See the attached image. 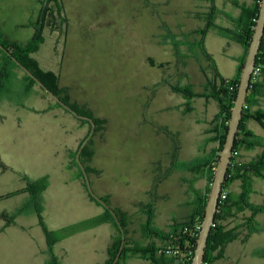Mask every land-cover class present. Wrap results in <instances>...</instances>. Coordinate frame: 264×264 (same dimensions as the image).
<instances>
[{
  "label": "rangeland",
  "instance_id": "1",
  "mask_svg": "<svg viewBox=\"0 0 264 264\" xmlns=\"http://www.w3.org/2000/svg\"><path fill=\"white\" fill-rule=\"evenodd\" d=\"M59 1L67 25L63 29L46 27L34 57L42 70L59 77V85L72 104L102 120V130L94 132L92 142L86 145L93 149L88 160L92 171L89 178L99 197L109 195L112 207L119 205L132 216L127 226L129 241L142 242V225L147 220L142 206L151 204L157 215L155 225L166 230L169 223L184 222L193 212L195 199L189 187L206 194L210 186L206 179L180 166L217 147L216 143H205L209 136L206 131L219 111L217 102L207 96L215 72L202 50L195 47L200 40L198 31L205 27L204 13L209 11V3ZM215 1L219 10L215 25L232 26L228 15L239 12L232 5L234 0ZM39 8L38 0H0L2 33L9 41L29 42L35 34L33 24L38 21ZM204 45L222 77L233 79L242 46L221 37L213 28L207 32ZM15 74L8 84L11 98L5 96L0 101V147L1 143H38V151L21 165L23 175L30 182L48 178L49 184L52 179L57 183L64 173L68 149L77 143L82 128L90 126L56 106L38 87L25 95L24 74L18 69ZM184 87L198 96L206 95L190 98L177 91ZM249 127L264 137L259 123L251 121ZM260 153V148L243 149L236 157L251 161ZM45 172L52 179L42 176ZM252 188L249 201L264 206V179L254 177ZM235 190L231 191L237 194L239 189ZM21 209L13 213L19 225L32 219H17L23 215L19 214ZM255 222L259 230L243 245L233 241L229 245L230 258L222 264H264V257L257 256L264 252V214H259ZM70 226L45 227L59 233ZM105 227H93L87 236L75 233L60 240L57 264H105L106 246L114 234L111 225ZM128 264L147 262L134 259Z\"/></svg>",
  "mask_w": 264,
  "mask_h": 264
},
{
  "label": "trees",
  "instance_id": "2",
  "mask_svg": "<svg viewBox=\"0 0 264 264\" xmlns=\"http://www.w3.org/2000/svg\"><path fill=\"white\" fill-rule=\"evenodd\" d=\"M209 3V11L204 13L205 27L198 31L200 40L195 44V47L200 48L206 57V59L212 63L213 70L215 72L214 82L210 83L207 87L208 98L213 99L218 104V114L214 121L210 124L211 128L206 132L208 138L205 140L206 146L216 143L217 147L212 148L209 152H205L203 155L196 157L195 159L181 163L180 166L187 172L192 173L197 178L206 179L209 185L206 190V194L194 186H190V191L194 196L193 212L184 222H176L172 224L168 230L156 228L154 226V213L152 205H147L144 208L147 220L143 225L144 237L146 241L144 243L137 241H129L127 226L129 224V217L123 213L120 209L112 208L117 214L120 223L122 224L126 242L117 264H124L128 259L137 257L149 262L150 264H191L194 256V250L196 248L197 239L205 215V208L208 200V194L211 184L214 179V174L217 168L220 152L225 143V138L228 131V126L231 118V111L234 107V101L237 97L240 74L243 63L245 61L248 48L252 41L254 33V27L259 17L260 6L262 0H247L240 3L238 0L232 1V5L240 11L237 17L228 15V19L233 24V28H227L217 26L214 23L218 8L215 0H201ZM40 13L36 23L33 24L35 28L34 37L27 43H18L9 41L0 29V43L11 52L22 65L28 68L47 88H49L55 95H57L65 104L74 109L79 115L90 117L94 120L96 129L95 132L102 130V120L94 118L89 112L83 111L74 104L71 103L64 90L59 85V77L51 72L41 69L37 60L33 57V54L39 50L41 43L44 40L43 33L47 28L50 29H63L67 25V16L63 4L59 0H39ZM216 29L219 35L229 41L240 44L244 48V55L239 61L238 73L233 79H226L222 77L216 68L215 62L211 55L205 49V37L207 32L211 29ZM256 66L261 67V76H264V38L257 55ZM21 70L24 74L23 82L25 85L24 94L30 95L38 87L41 93L50 98L54 104L60 108H63L57 103L48 93L42 89L36 81L25 73L21 67L12 59V57L0 48V101L5 97L11 98L9 93L8 84L12 78L15 77V70ZM262 88L260 82L250 89V94L247 98V105L249 109H244V116L241 120L240 131L237 134L234 152L241 150H256L261 149L259 156L251 161H243L242 156H232L229 170L227 173L226 183L223 187V191L220 198L219 208L216 213V221L211 229V233L208 238V244L206 248L205 260L203 264H215L216 260L223 258L225 254L226 246L238 238V229H228L223 223L231 220H244V225H248V238L254 232L259 230L258 224L255 222V218L259 214H264V206L255 205L249 201L250 195L253 193L252 180L254 177L264 179V138L256 135L254 132L247 129V121L253 119L257 121L264 129V112L253 111L252 108L257 105L258 97L262 95ZM183 92L188 97H197L192 90L187 87L177 90ZM206 94L198 97H204ZM65 109V108H64ZM66 110V109H65ZM192 110V109H191ZM190 109L188 111H191ZM68 111V110H66ZM70 112V111H68ZM71 113V112H70ZM72 114V113H71ZM78 118V117H77ZM81 120V119H80ZM84 123H91L86 120H81ZM84 141V140H83ZM92 142V140L90 141ZM204 143V144H205ZM77 153L73 155V161L70 168L74 169L79 177L83 181V185L88 192L84 174L76 160ZM92 153L89 151V147L86 146L81 153V161L86 167V171L91 173V169L87 166V162ZM0 169L6 171L8 168L0 158ZM238 181L240 183V192L233 193L228 190L229 186ZM48 178H43L36 182H28L26 191L31 195L30 207L35 210L40 219V224L45 232L49 252L51 255L52 264H57V258L53 253V245L72 234L79 231L93 228L101 224H111L116 230L112 242L108 249V259L105 264H113L116 259L120 248L122 246V234L118 224L116 223L110 210L104 208L98 201H96L88 192L89 197L98 205L104 208V213L90 220L82 223L70 226L59 233L49 231L42 220L41 212L42 206L40 205V196L44 190L48 187ZM107 204L110 205L109 199L102 198ZM30 207H25L20 210L19 214L26 212ZM249 212L250 217H241V214ZM0 219L4 220L6 225L15 223V216L7 213H0ZM246 222V223H245ZM264 257V252L260 254Z\"/></svg>",
  "mask_w": 264,
  "mask_h": 264
},
{
  "label": "crops",
  "instance_id": "3",
  "mask_svg": "<svg viewBox=\"0 0 264 264\" xmlns=\"http://www.w3.org/2000/svg\"><path fill=\"white\" fill-rule=\"evenodd\" d=\"M38 3L40 6L39 0ZM239 14L240 11L238 12V15ZM238 15L234 17H237ZM233 27L234 26L232 24V26L227 28H233ZM54 31L55 30L51 31L50 34L53 33ZM243 55H244V48L242 50V53L239 55L237 59L236 75L238 73L239 61L241 60ZM35 59L39 63V60L37 58ZM259 82L261 83V85H263L262 95H264V76L260 75ZM59 84H60V80H59ZM40 98L43 97L40 96ZM252 110L253 111L260 110L264 112V96L258 97L257 105L253 107ZM251 121H255V120L249 119L247 121V129L250 131H252L249 127V123ZM210 128L211 126L208 127V130ZM88 130L90 131L88 127H83L82 134L80 138L77 140V143H73L71 149H68V158L65 160L63 164L64 173H62V177L61 179H59L57 183L53 181L52 175L50 173L45 172L44 174H42V176L48 175L52 179V180L50 179L51 180L50 184L48 185L46 190L42 192L40 196V205L42 206L41 216L43 217L44 225L49 230L58 229L64 226H70V225L73 226L74 224L76 225L84 221L90 220L92 218L99 217L104 213V211L100 209V207H97L98 209L94 207L95 206L94 204H96L97 206L98 204L89 197L88 192L86 191L83 185V181L79 177V174L74 169L70 168L72 157L76 151L78 152L81 146L79 142L87 137L88 135L87 133H89ZM1 145L3 147L2 146L0 147V158L8 169L6 171L0 169V213H7L15 216L16 214L13 213L16 210L20 208L30 207L31 205V201H32L31 195L29 192L26 191L27 184L30 181V179L27 178L25 175H23L24 172L21 165L23 161L29 158L31 153L33 152L36 153L39 147H38V143H1ZM92 150H93L92 148L89 149L90 153H93ZM87 166H89V161L87 162ZM88 174L90 177V175H92V172ZM229 188L232 191H234L235 189H239V191L237 192L239 193L240 183L236 181L232 183L229 186ZM97 195L99 196V194ZM102 196L106 198L109 197L108 199L110 203L111 198L109 195L102 194ZM146 205L142 206L143 213ZM112 208L120 209L123 213H125L129 217V221H130L129 225L131 224L133 218L129 212L124 210V208L119 205H116ZM248 213L249 212H245V216L243 217L245 218L250 217ZM22 214H21L22 216H18L17 219L25 218L27 216H30L32 219L21 225L16 223V216H15V223L11 225H6L5 221L0 219V264H52L48 241L45 232L43 230V227L40 224V219L38 217V214L31 207L28 208L26 212ZM156 216L157 215L154 214V218ZM223 224L226 225L228 229H234V228L238 229V238L234 240V242L238 241V243L241 245H243L245 242H248L249 239L248 225L243 226L244 220H239V219L234 221L228 220L225 221ZM101 225L97 226V229L103 228V225L107 227L111 224L106 223L103 224L102 226ZM171 225L172 222L169 223L168 226L170 227ZM155 227L158 228L156 225ZM169 227L166 230H168ZM112 228L114 227L112 226ZM91 230H92L91 228L90 230L88 229L83 230L82 232L76 233L75 236L81 234H86L85 236H87V232ZM115 234H116V230L114 229V234L110 236V243H108V245L106 246L107 259H108V249ZM129 235L130 234L128 232L127 237H129ZM240 235H243V238H241ZM145 241L146 239L144 237V240L141 243H144ZM232 243L233 242L229 243L226 246L224 257L216 260L215 264H222V262L230 258L229 245ZM60 244H62V242H57L56 244L53 245L52 250L55 256H56V248ZM257 256L261 257L260 255ZM134 259H140V258L133 257L128 260H134ZM128 260L124 264H128ZM147 264L150 263L147 262Z\"/></svg>",
  "mask_w": 264,
  "mask_h": 264
},
{
  "label": "water",
  "instance_id": "4",
  "mask_svg": "<svg viewBox=\"0 0 264 264\" xmlns=\"http://www.w3.org/2000/svg\"><path fill=\"white\" fill-rule=\"evenodd\" d=\"M264 38V0L261 2L260 6V12L259 17L257 19L256 25L254 27V33L252 36V41L250 43V46L248 48V52L245 58V61L242 66L241 74H240V80H239V87L237 92V97L234 101V107L231 111V118L228 126L227 135L225 138V143L223 145V148L220 152V156L218 159L217 168L214 174V179L210 187V191L208 194V200L205 208V215L203 218V222L201 225V229L199 232V236L196 243V248L194 250V256L192 259L191 264H203L205 260V254H206V248L208 244V238L211 233V229L215 224L216 221V213L219 208L220 198L223 191V187L226 183L227 179V173L229 170V166L231 163V159L233 156V151L235 147L236 137L237 134L240 131V125L241 120L244 116V105L247 103L248 95L250 94V85H251V79L252 74L254 72V69L256 67V61H257V55L259 53L260 47L262 45V40ZM0 48L7 52L12 59L21 67V69L27 73L31 78H33L36 83L45 90L46 93L49 94L50 97H52L57 103H59L63 108L70 111L74 116L78 117L81 120H86L91 123V131L87 138L83 141L81 144L77 155L76 160L78 165L80 166L86 186L88 189L89 194L98 201L104 208L111 211L116 223L118 224L121 234H122V246L120 248V251L114 260L113 264H117V262L120 260L124 245L126 242V235L124 228L122 224L119 221V218L115 211L112 209V207L107 204L101 197H99L95 191L93 190L89 174L86 171L85 165L81 161V153L92 138L94 132H95V122L92 118L79 115L74 109H72L70 106L65 104L57 95H55L49 88H47L28 68H26L24 65H22L15 57L12 56L11 52L8 51L1 43Z\"/></svg>",
  "mask_w": 264,
  "mask_h": 264
},
{
  "label": "built area",
  "instance_id": "5",
  "mask_svg": "<svg viewBox=\"0 0 264 264\" xmlns=\"http://www.w3.org/2000/svg\"><path fill=\"white\" fill-rule=\"evenodd\" d=\"M260 75H261V67L260 66H256L254 69V72L252 74V79H251V85H250V89L253 88L254 85H256L259 82L260 79ZM244 109L248 110L249 106L247 105V103L244 105ZM238 151H233V155L236 157Z\"/></svg>",
  "mask_w": 264,
  "mask_h": 264
}]
</instances>
